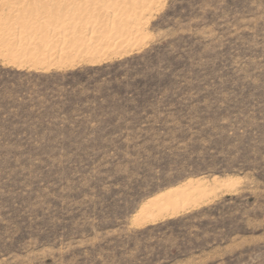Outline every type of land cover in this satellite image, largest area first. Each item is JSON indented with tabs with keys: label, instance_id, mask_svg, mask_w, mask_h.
I'll use <instances>...</instances> for the list:
<instances>
[{
	"label": "rangeland",
	"instance_id": "obj_1",
	"mask_svg": "<svg viewBox=\"0 0 264 264\" xmlns=\"http://www.w3.org/2000/svg\"><path fill=\"white\" fill-rule=\"evenodd\" d=\"M92 1L96 60L136 53L0 62V264H264V0Z\"/></svg>",
	"mask_w": 264,
	"mask_h": 264
},
{
	"label": "crops",
	"instance_id": "obj_2",
	"mask_svg": "<svg viewBox=\"0 0 264 264\" xmlns=\"http://www.w3.org/2000/svg\"><path fill=\"white\" fill-rule=\"evenodd\" d=\"M16 1L23 2V14L20 16L19 11H15L16 16L8 18L4 32L8 45H12L15 50L20 49V53H12L8 49L0 54V62L16 61L23 65L7 66L8 69L74 71L107 64L136 53L133 50L122 56L96 60L99 55L92 50L94 39L91 38L92 27L88 25L95 21L96 16L94 11L91 14L93 17L77 11L81 4L91 0ZM79 23L83 26H75ZM22 47H29V50L21 52Z\"/></svg>",
	"mask_w": 264,
	"mask_h": 264
},
{
	"label": "bare ground",
	"instance_id": "obj_3",
	"mask_svg": "<svg viewBox=\"0 0 264 264\" xmlns=\"http://www.w3.org/2000/svg\"><path fill=\"white\" fill-rule=\"evenodd\" d=\"M95 1V0H94ZM96 10V5L95 3L92 2H84L83 4H81L77 11L79 13H86V14H89L91 15L93 13V11ZM99 11V10H98ZM102 11V10H101ZM100 11V12H101ZM77 12V13H78ZM75 14V13H74ZM94 14V13H93ZM100 15V14H99ZM92 16V15H91ZM101 16V15H100ZM93 17V16H92ZM96 19V18H95ZM101 19V17H100ZM99 21V20H98ZM101 23H105L104 22V18L103 20H100ZM24 22V21H23ZM85 25V23H83ZM83 26L82 23L81 24H75V26ZM99 26V25H98ZM92 27V26H91ZM64 28V27H63ZM35 32V31H34ZM74 32V31H73ZM100 32V31H99ZM94 33V32H93ZM100 44H101V41H100ZM116 45V44H114ZM109 46V45H108ZM100 50V49H99ZM190 184V183H189ZM188 187V186H187ZM184 188V187H182ZM181 188V189H182ZM195 188V187H194ZM180 188H174V189H171L165 193H161L160 195H158L157 197H155L154 199L150 200V201H154V203H156V206H157V209L158 210H161L163 208L165 209H168L169 208V211H170V208L171 210L173 209L174 211L176 210V207L179 205L178 203L180 202V200H186L187 198H189L190 194H187V193H190V192H194L193 190H191L190 192L189 191H184V189L181 190ZM191 189V188H190ZM189 189V190H190ZM186 190V189H185ZM195 190V189H194ZM196 191V190H195ZM201 191V190H200ZM205 191V190H204ZM193 195V194H191ZM203 197V195H202ZM149 201V202H150ZM200 201V200H199ZM185 202V201H184ZM182 203V202H181ZM183 206V205H182ZM181 207V206H180ZM179 207V208H180ZM160 208V209H159ZM165 209L164 210V213H165ZM182 209V208H181ZM162 210V211H163ZM178 210V209H177ZM167 212V211H166ZM172 212V211H171ZM161 213V211H160ZM151 216V214H150ZM159 216V215H158ZM163 217V216H162Z\"/></svg>",
	"mask_w": 264,
	"mask_h": 264
}]
</instances>
